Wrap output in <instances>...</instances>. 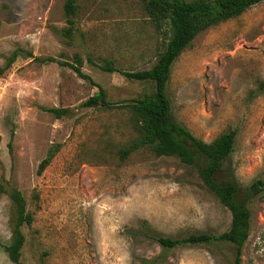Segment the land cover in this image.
I'll list each match as a JSON object with an SVG mask.
<instances>
[{"label":"rangeland","instance_id":"1","mask_svg":"<svg viewBox=\"0 0 264 264\" xmlns=\"http://www.w3.org/2000/svg\"><path fill=\"white\" fill-rule=\"evenodd\" d=\"M74 1L69 39L67 0H0V185L19 190L33 218L22 228V261L234 264L235 247L225 242L165 252L155 239L229 230L232 213L197 167L148 148L120 155L140 138L131 102L155 87L103 67L150 70L168 26L151 17L146 0ZM99 87L111 108L85 106ZM167 92L174 120L198 139L237 133L219 180L237 183L251 213L242 264H264V193L248 196L264 181V2L200 34L175 62ZM15 217L0 191V264H13L5 247Z\"/></svg>","mask_w":264,"mask_h":264},{"label":"trees","instance_id":"2","mask_svg":"<svg viewBox=\"0 0 264 264\" xmlns=\"http://www.w3.org/2000/svg\"><path fill=\"white\" fill-rule=\"evenodd\" d=\"M146 2L151 17L160 25L168 26L170 39L165 50L154 66L147 71L124 72L116 69L110 62L103 67L106 72H119L132 80L151 81L155 87V92L150 98L131 102L139 123L140 138L123 149L120 155L125 159L141 148H148L157 156L175 157L183 164L197 167L205 186L232 213L229 230L220 236L200 233L184 238L153 237L163 251L225 242L235 247L234 264H242L243 248L250 237L251 213L241 199V190L237 183L232 181L224 183L219 180L225 162L234 152L237 133L230 131L212 143L198 139L186 127L174 120L172 102L167 89L175 62L200 34L243 15L264 0H146ZM65 9L71 26L64 31V35L71 39L74 34L75 1L67 0ZM18 57L19 53L14 52L8 58L6 69L11 68ZM77 62L81 65L80 59ZM73 68L81 77L88 78L83 75L79 67L73 66ZM85 106L111 108L113 105L107 101L105 90L99 87L98 95L91 98ZM50 112L57 117L63 114V111L57 109H51ZM0 191L9 194L16 214L12 241L5 247V251L13 264H25L22 261V252L26 238L22 228L30 226L33 218L28 213L26 200L19 190L7 191L3 185H0ZM263 193L264 181H255L248 189L249 197Z\"/></svg>","mask_w":264,"mask_h":264}]
</instances>
